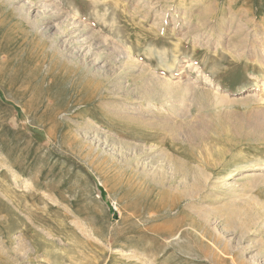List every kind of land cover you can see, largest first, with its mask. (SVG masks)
<instances>
[{
  "label": "rangeland",
  "instance_id": "1",
  "mask_svg": "<svg viewBox=\"0 0 264 264\" xmlns=\"http://www.w3.org/2000/svg\"><path fill=\"white\" fill-rule=\"evenodd\" d=\"M30 1L71 32L54 46L0 0V264H233L222 211L264 203V186L228 189L264 175V0ZM171 158L208 176L199 193ZM262 212L229 240L249 259Z\"/></svg>",
  "mask_w": 264,
  "mask_h": 264
},
{
  "label": "bare ground",
  "instance_id": "2",
  "mask_svg": "<svg viewBox=\"0 0 264 264\" xmlns=\"http://www.w3.org/2000/svg\"><path fill=\"white\" fill-rule=\"evenodd\" d=\"M11 4L15 6V10L17 12L20 13V15L24 18V20L26 19V21H28L33 28L37 29V30H44V29H54V32H52L51 34H49V38L52 42V45H56V43L58 42V40H60L65 34H67V32H71V31H68V29H64V28H61V26L59 27V23H55V24H52V22L57 18V16H60L58 15L59 13H56V12H53L51 11V8L54 7V6H50L48 4H45L44 2H41L40 3H37V2H33V1H30V0H10ZM17 3V4H16ZM42 8L41 10H37V12L33 15H31L32 11L36 8ZM53 9V8H52ZM165 11V10H164ZM19 15V16H20ZM27 22V23H28ZM51 26H50V25ZM66 28V27H65ZM80 33H83V32H80ZM82 36V35H80ZM91 38V37H90ZM99 41H96V43L98 42L97 44V47L99 45H104V48H109V51H108V54L110 55V58L114 59L115 61H120L121 63H125L126 62V55L125 53L123 52L122 49L118 48V46L114 45L112 42H109V40L107 38H105L104 36H99L97 37ZM95 43V41H92ZM75 43V42H74ZM79 43V42H78ZM76 44V43H75ZM91 45V44H90ZM69 46V45H68ZM92 46V45H91ZM96 46V45H95ZM107 46V47H106ZM52 47V46H51ZM73 47V46H72ZM61 48V47H60ZM61 50V49H60ZM65 53L67 54H70V55H67L68 57H70L71 59H74V57L76 58L77 56L72 53L71 51V47H67L65 49ZM86 54V53H85ZM112 54V56H111ZM66 56V57H67ZM84 57V56H83ZM69 58V59H70ZM93 59V58H92ZM72 61V60H71ZM128 61V60H127ZM106 63L103 64V67L105 66ZM108 64V63H107ZM122 65V64H121ZM124 65V64H123ZM146 68V67H145ZM145 68L143 67H140L139 71H143L145 73ZM147 69V68H146ZM96 70V69H95ZM137 71V70H136ZM105 72V71H104ZM114 72V71H113ZM147 72V71H146ZM121 74H118L117 78H121ZM150 77V76H149ZM120 80V79H119ZM120 82V81H119ZM156 82V81H155ZM167 85V84H166ZM149 86V85H148ZM178 86V85H177ZM151 87V86H150ZM168 86L167 87H164V90H166V92L168 91ZM160 89L158 90V93H159ZM154 92V88L151 87V89H147L145 90V93H153ZM162 91H160L161 93ZM165 92V91H164ZM143 94V93H142ZM156 94V92H155ZM167 94V93H166ZM146 95V94H145ZM151 95V94H150ZM154 96V94H152ZM159 95V94H158ZM165 95V94H164ZM144 96V95H143ZM166 97V96H165ZM153 103L151 102H147V104L143 107H141L140 105H128L126 107H124L126 109V111H142L144 109H150L152 106ZM162 106V105H161ZM160 106V107H161ZM161 109V108H160ZM262 132V131H261ZM259 133V132H258ZM259 135V134H258ZM260 136V135H259ZM100 137V136H99ZM260 138V137H259ZM104 144V143H103ZM155 160V159H154ZM149 161V160H148ZM169 162H172L173 165H174V168L177 169V171H185V172H190L191 174V177L188 178V180H190L191 178V182H190V191L185 193V195H193V194H197L200 192V190L203 188L204 186V181L206 180V178H208V176L206 174H204L203 172H201L200 170H197V169H193L191 168L190 166L188 165H185L183 163H181L180 161L176 160V159H173L171 158ZM216 162V161H215ZM149 163V162H148ZM156 163V162H155ZM171 164V163H170ZM253 165L252 162H245L243 164H236L232 170H230L227 174H225V179L224 181L226 180H230L232 178H234L236 175H238L239 173L243 172V171H248L247 169H250V167ZM172 166V164H171ZM144 169V168H143ZM264 169V168H263ZM145 171V169H144ZM147 171V170H146ZM145 171V172H146ZM159 171V170H158ZM176 171V172H177ZM250 171V170H249ZM147 173V172H146ZM149 173V172H148ZM152 173V172H151ZM155 173V172H154ZM160 173V172H159ZM180 174V173H179ZM208 174V173H207ZM156 175H159V174H156ZM163 175V173H162ZM188 175V174H187ZM161 176V175H159ZM186 176V175H185ZM246 176V175H245ZM257 176V177H256ZM159 178V177H157ZM238 178V177H237ZM246 179V178H245ZM160 180V179H158ZM187 180V181H188ZM208 180V179H207ZM166 181V180H165ZM180 182V181H179ZM233 183L230 182V185H229V190H232L234 192L241 190L244 192V189L247 187H256V191H257V188H260L261 186H264V175H261L260 173H256L254 175H251L249 178H247L245 180V183H237L236 181H232ZM244 182V181H243ZM186 183V182H185ZM225 183V182H223ZM181 184V183H180ZM192 185V186H191ZM179 186V185H178ZM226 186V185H225ZM213 188V187H212ZM223 188V187H222ZM211 189V188H210ZM245 189V190H246ZM252 189V188H251ZM255 190V188H253ZM171 190V189H170ZM176 190V189H175ZM184 189H182L183 191ZM248 190V189H247ZM249 191V190H248ZM258 192V191H257ZM260 193V192H259ZM258 194V193H257ZM250 195V194H249ZM257 196V195H255ZM260 196V194H259ZM258 197V196H257ZM251 198V197H250ZM254 198V197H253ZM260 199V198H259ZM247 201V200H246ZM252 201V200H251ZM254 202H250L248 200V202H244V203H240L241 205L240 206H235V205H232L230 206L229 204V207L226 206V204L224 203V205L226 206V208L222 211L224 212L225 214V220L224 222H222V225H224V227H229V226H234L233 227V230L231 232H228L227 234L230 235L231 237H226L224 235V233H222L220 231V234H222V236L217 233L215 231V229L217 230L218 228H215L213 227L212 229L218 234V238H220L221 236V240L223 241L222 244H223V249L225 250L224 252H222V255L224 256H229L232 263L233 264H264V257H261L262 260L259 258H257L256 256L253 258V259H249L247 256H245L246 254V251H247V248L244 246L242 247L241 249H236L234 246L230 245L229 244V240L230 239H235V233H236V230L239 228L240 229V232L238 231L237 235L240 236L241 238L244 236V234L246 233L244 231V229L246 227H249L251 224H254L255 222H257L258 220V217L260 215V210H264V203H262V201L260 202L257 198H255V200H253ZM237 202V201H236ZM235 202V203H236ZM240 202V201H239ZM223 204V203H222ZM233 204V203H232ZM237 204H239L237 202ZM223 205V206H224ZM228 205V204H227ZM255 205V206H254ZM222 206V205H221ZM257 206V207H256ZM219 209V208H217ZM203 210V209H202ZM214 212L216 211L215 209H213ZM213 210H203V211H198L197 214H198V217L200 218V220L204 223H206L208 226H211V223L213 222L214 224L217 225V220L218 219V222H219V218H222L221 216H224L220 210L216 213H218V216L216 213L214 214L213 213ZM240 211V212H239ZM196 212V211H195ZM242 212V213H241ZM240 214H243V216L239 217V220L238 222H234L233 219L236 218L237 215ZM264 213V212H262ZM215 216V217H214ZM238 218V217H237ZM237 221V219H235ZM262 220V219H261ZM256 224V223H255ZM218 226V225H217ZM84 227V226H82ZM230 227V229H232ZM171 228V227H170ZM83 229V228H82ZM86 229V227L84 228ZM224 229V228H222ZM228 228V230H230ZM86 231V230H85ZM251 230H249L250 232ZM87 232V231H86ZM85 232V233H86ZM90 232V231H89ZM224 232V231H223ZM87 234V233H86ZM90 234V233H88ZM87 234V236H88ZM92 237V236H90ZM246 237V236H245ZM219 239V240H220ZM238 240H239V237H238ZM239 243V241H238ZM241 246V245H240ZM217 249V248H216ZM262 249V248H261ZM221 250V249H220ZM262 251V250H261ZM264 252V251H263ZM259 253V252H258ZM260 254V253H259ZM262 254V253H261ZM261 256V255H260ZM259 256V257H260ZM263 256V255H262Z\"/></svg>",
  "mask_w": 264,
  "mask_h": 264
}]
</instances>
